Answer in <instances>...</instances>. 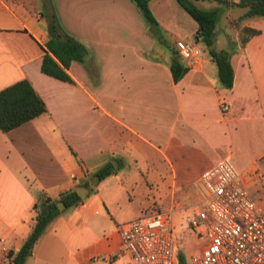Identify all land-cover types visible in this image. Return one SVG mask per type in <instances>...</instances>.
Segmentation results:
<instances>
[{
	"label": "crops",
	"instance_id": "obj_1",
	"mask_svg": "<svg viewBox=\"0 0 264 264\" xmlns=\"http://www.w3.org/2000/svg\"><path fill=\"white\" fill-rule=\"evenodd\" d=\"M42 1L0 0V89L27 79L46 107L0 131V264L29 233L32 204L57 202L75 186L84 198L48 222L24 264H125L119 227L150 204H181L175 197H190L220 158L261 187L264 17L242 20L258 30L243 45L236 28L227 37L235 51L232 85L223 88L201 44L191 60L177 55L174 41H193L196 23L175 0H148L156 27L130 0H50L62 29L86 48L83 61L68 65V83L39 70L48 39ZM223 7L228 26L232 10L243 12ZM218 42L214 34V48L224 49ZM171 55L187 66L176 82ZM108 161L116 170L91 185Z\"/></svg>",
	"mask_w": 264,
	"mask_h": 264
},
{
	"label": "built area",
	"instance_id": "obj_2",
	"mask_svg": "<svg viewBox=\"0 0 264 264\" xmlns=\"http://www.w3.org/2000/svg\"><path fill=\"white\" fill-rule=\"evenodd\" d=\"M174 47L186 60L200 52L191 40L177 39ZM218 107L228 110L222 99ZM198 185L203 197L185 224L204 241L183 255L184 264H264V219L231 161L220 158L202 170ZM172 212V207L154 210L119 227L125 264H178Z\"/></svg>",
	"mask_w": 264,
	"mask_h": 264
},
{
	"label": "trees",
	"instance_id": "obj_3",
	"mask_svg": "<svg viewBox=\"0 0 264 264\" xmlns=\"http://www.w3.org/2000/svg\"><path fill=\"white\" fill-rule=\"evenodd\" d=\"M141 15L145 23L151 27H156L157 22L148 8V0H130ZM178 5L195 21L196 29L193 34V41L201 44L203 50L207 52L213 61L216 71V79L223 88H230L232 85V67L230 57L235 51V47L229 44L227 48L216 50H206L207 46L214 43L215 24L217 19V8L202 9L197 7L195 0H175ZM218 5L234 6L243 9V12L234 19L233 23L238 33L240 45L258 33V30L247 25H240L245 18L260 16L264 17V0H212ZM43 15L46 22V32L48 39L44 44V51L41 57L39 70L41 73L58 79L60 81L72 83L66 69L71 61H83L86 56L85 46L67 34L61 27L50 0L45 3ZM240 21V22H239ZM239 22V24H238ZM232 23V20H229ZM168 69L172 80L176 82L187 70V66L180 62L178 57L170 56ZM46 111L45 104L37 92L33 89L27 79H20L0 89V131L6 132L13 129L25 121ZM116 167L108 161L97 168L93 174L99 178L112 174ZM65 207L76 204L81 199L75 191L63 193L59 199ZM54 200L41 198L39 202L32 204L34 215L29 233L25 237L21 246L16 250H8L6 256L10 264H24L30 255L32 247L37 238L43 232L45 226L58 213ZM178 264H184L183 254L177 253Z\"/></svg>",
	"mask_w": 264,
	"mask_h": 264
},
{
	"label": "rangeland",
	"instance_id": "obj_4",
	"mask_svg": "<svg viewBox=\"0 0 264 264\" xmlns=\"http://www.w3.org/2000/svg\"><path fill=\"white\" fill-rule=\"evenodd\" d=\"M43 4L42 0H38V8H40ZM195 5L199 8L202 9H213L217 8V19H216V31H215V37L219 40L217 47L218 48H225L227 47V37L230 35L231 38L233 37L234 34V19L238 17V14L236 10L231 11V20L232 23L230 26L227 24V14L223 6L218 5L212 0H203V1H198L195 3ZM238 20V19H236ZM240 22V21H239ZM238 22V24H239ZM229 36V38H230ZM227 41V42H226ZM230 44V43H228ZM260 185L257 189L256 185L253 183L252 180L249 179H244L243 184L248 191L252 201L254 202L256 209L259 213V215L264 219V179L260 180ZM160 193H162L161 190H159ZM155 194V192H150L149 195ZM191 196H181L178 195L175 197L176 199H179L182 203L175 205V203L172 204V220H173V230L174 233L177 237V252L183 254L184 256H187V254L192 250L193 248L199 246L200 244L203 243L204 239L203 237H195L194 235V230L189 229L186 224H185V219L186 217H190L194 214V211L197 209V207L200 204V201L202 200L203 194L202 190L199 185L196 187H193L191 190ZM151 195V197H152ZM162 195L159 194V197ZM149 196V198L151 199ZM156 202L157 199L155 198ZM161 203V202H160ZM169 203L163 202L161 204H150L149 207H144L136 217H140L142 215L149 214L153 212L154 210L158 209H164L168 208ZM135 217V218H136ZM134 219V218H133ZM201 227L198 226L196 230H200Z\"/></svg>",
	"mask_w": 264,
	"mask_h": 264
},
{
	"label": "water",
	"instance_id": "obj_5",
	"mask_svg": "<svg viewBox=\"0 0 264 264\" xmlns=\"http://www.w3.org/2000/svg\"><path fill=\"white\" fill-rule=\"evenodd\" d=\"M214 48V44H211L210 46H207L206 47V50H211V49H213ZM98 175H96V174H94L93 175V181H90V184L91 185H94L95 184V182L98 180ZM73 191H75L76 192V194L81 198V199H83L84 198V196H85V193H86V189L84 188V187H82V186H75V187H73V189H72ZM55 206H56V208H57V210L60 212L61 210H62V208L65 206L64 205V203L62 202V201H57V202H55Z\"/></svg>",
	"mask_w": 264,
	"mask_h": 264
}]
</instances>
